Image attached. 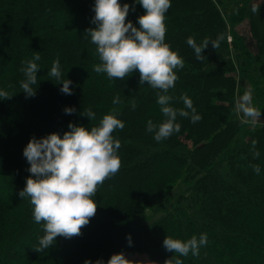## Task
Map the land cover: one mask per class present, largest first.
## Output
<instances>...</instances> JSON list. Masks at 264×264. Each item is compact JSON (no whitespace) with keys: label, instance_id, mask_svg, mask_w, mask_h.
Returning a JSON list of instances; mask_svg holds the SVG:
<instances>
[{"label":"trees","instance_id":"1","mask_svg":"<svg viewBox=\"0 0 264 264\" xmlns=\"http://www.w3.org/2000/svg\"><path fill=\"white\" fill-rule=\"evenodd\" d=\"M120 3L130 5L127 21L139 27L143 7L137 0ZM171 4L165 42L185 62L168 92L171 106L183 108L180 97L186 94L202 119L194 124L177 117L180 131L157 142L146 127L148 120L158 125L165 119L158 90L140 85L138 71L125 80L94 71L101 61L86 30L96 27L95 0H0V90L13 95L0 98V264H107L122 251L145 252L165 264L175 255L163 246L167 236L187 241L204 233L208 245L198 258L180 257L184 264H264V27L251 11L252 0ZM245 20L256 51L237 29ZM220 34L225 36L220 47L209 44L205 59L197 60L188 37L201 44ZM37 54L36 95L27 97L21 69ZM57 58L61 80L49 75ZM66 79L72 95L61 92ZM247 88L262 112L255 126L242 125V114L234 110L239 89ZM116 96L120 103L113 104ZM66 108L75 111L67 114ZM89 108L96 114L92 121L81 115ZM108 114L125 123L113 133L121 142L119 172L99 186L96 215L82 235L57 237L36 252L43 224L34 221L30 198L19 196L31 176L25 147L33 137L63 138L70 123L90 130ZM253 140L258 158L252 155ZM250 165H259V175Z\"/></svg>","mask_w":264,"mask_h":264},{"label":"clouds","instance_id":"2","mask_svg":"<svg viewBox=\"0 0 264 264\" xmlns=\"http://www.w3.org/2000/svg\"><path fill=\"white\" fill-rule=\"evenodd\" d=\"M145 14L138 18L139 27L127 21L130 5H121L120 0H95L93 23L95 28L86 30L91 38V43L96 45L101 63L94 65L97 73H106L109 79L125 80L134 72H139V83H147L151 88L158 90L157 103L165 117L160 124L147 121L146 130L154 133V139L161 142L170 138L181 129L177 117L190 118L192 123H197L202 116L197 114L192 99L184 94L180 100L183 108L171 106L173 97L168 94L175 87L178 80L176 69L184 68V59L173 51L166 38V13L171 8V0H137ZM135 11V8H132ZM251 11L256 14L260 11L259 5L253 4ZM225 39L220 34L215 40L205 38L201 44H197L194 38L188 37L187 44L194 50L195 58L203 61L204 50L209 44L217 50L221 41ZM230 39V37H229ZM40 60L37 54L31 61H24L26 67L21 71L26 79L21 81L22 92L27 97L36 95L32 87L37 84L38 65ZM49 75L61 80L60 61L57 58L53 62ZM71 80H62L61 92L72 95ZM6 90H0V98L11 99ZM120 103V97L113 99V104ZM136 103L132 102L135 109ZM235 112L242 118V125L255 126L260 120L261 111L253 106L251 90L245 91L235 101ZM74 108H66L67 114H72ZM81 115L90 120L95 119V112L90 108ZM125 123L115 115H105L98 126H92L89 130L83 126L70 123V131L63 135L53 133L42 139L33 137L24 149L23 155L30 164L28 171L31 176L26 181V186L19 193L21 198H30L33 206V218L37 224H43L44 235L39 239V246L34 250L42 252L50 248L57 237L71 239L82 235V229L87 226L90 219L96 215L98 205L93 197L99 186L115 176L122 161L117 154L121 147L119 139L114 138L113 133L123 130ZM257 141H252V155L260 156L256 149ZM253 171L259 175V165H250ZM131 245V236L128 237ZM208 236L201 234L199 238L193 235L187 241L174 239L169 236L163 241V246L168 252L175 255L165 261V264H184L180 257H187L191 253L193 257L200 256L201 247L208 245ZM85 264H92L86 260ZM96 264H103L98 260ZM107 264H134L123 253L114 254Z\"/></svg>","mask_w":264,"mask_h":264},{"label":"rangeland","instance_id":"3","mask_svg":"<svg viewBox=\"0 0 264 264\" xmlns=\"http://www.w3.org/2000/svg\"><path fill=\"white\" fill-rule=\"evenodd\" d=\"M264 0H252V4H263ZM255 18H257V22L259 24V26L261 25V29H263L264 27V8L260 9V11L256 14H254ZM237 29L246 35L247 38V43L250 47V49H252L253 51H256V41L253 37V31L251 29V24L249 22V20H245L244 22H242V24H239L237 26ZM231 40V35H229ZM248 90H242L239 89V93H238V97L242 96L244 94V92ZM237 97V98H238ZM262 119V118H260ZM185 143H187L190 147H192V142L189 139H185ZM120 253H123L125 255V257L131 261L134 262V264H162L161 262H155L152 261L149 257V255L147 253H143V252H133V253H129L128 251H122ZM120 253H115V254H120Z\"/></svg>","mask_w":264,"mask_h":264}]
</instances>
